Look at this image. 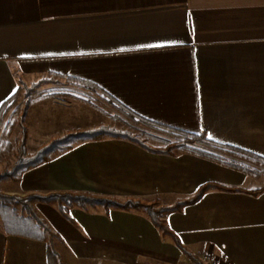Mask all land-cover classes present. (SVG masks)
I'll use <instances>...</instances> for the list:
<instances>
[{
	"label": "crops",
	"instance_id": "crops-1",
	"mask_svg": "<svg viewBox=\"0 0 264 264\" xmlns=\"http://www.w3.org/2000/svg\"><path fill=\"white\" fill-rule=\"evenodd\" d=\"M43 80L26 120L29 154L66 132L125 131L106 93L150 121L207 133L264 161V0H0V108L19 82ZM94 96L104 106L84 102ZM233 157L260 176L107 138L31 169L18 186L25 195L80 192L159 205L191 198L208 183L263 190L214 188L163 215L199 262L145 210L74 205L73 223L57 203H35L57 236L50 243L1 228L0 264H50L51 246L61 264H203L206 255L222 264H264V162Z\"/></svg>",
	"mask_w": 264,
	"mask_h": 264
},
{
	"label": "trees",
	"instance_id": "trees-1",
	"mask_svg": "<svg viewBox=\"0 0 264 264\" xmlns=\"http://www.w3.org/2000/svg\"><path fill=\"white\" fill-rule=\"evenodd\" d=\"M76 82L77 86L96 91L99 89L91 82L81 79H71ZM48 80H43L32 86H27L23 82L20 83V88L10 99H8L0 108V161L3 158V153L14 152L16 162L11 169H6L0 173V188L5 180L20 181L25 173L31 169L37 168L43 164L51 162L56 156L64 154L72 150L76 145L91 141H102L107 138L124 139L131 141L147 151L155 154H164L175 156L177 152L191 154L204 159H209L220 164L233 167L244 171L248 174L260 176V171L247 165L236 163L227 158L226 154L241 156L250 160H260L259 157L247 153L211 139L207 133L196 134L182 129L169 127L160 123L150 121L137 113L133 112L115 98L107 95L108 100L116 107V109L125 115L129 120L136 124H141L146 128L157 133H162L166 137H158L143 131L141 134H136L130 131H122L109 127H100L92 130H77L66 133L62 136L54 138L47 144H44L34 154L28 153V128L26 124L29 109L34 101L32 95L38 91ZM101 90V89H99ZM22 92L26 97V101L19 114L8 120L9 115L19 101ZM69 92L46 93L42 97H61ZM69 95V94H68ZM21 128V135L14 145L6 141L8 136H11L17 127ZM150 140L158 141L163 146H154ZM260 162H264L261 161ZM221 189L230 192H245L254 196L263 192L260 191H245L242 189L229 188L217 183H208L203 185L195 196L177 201L173 205H159V202H146L140 199L120 200L115 197H109L93 193L80 192H54V193H31L27 195L7 194L0 189V229L2 228L7 234L23 236L31 239L41 240L52 243V239L57 234L52 230L51 226L40 214L35 206V203L53 204L57 203L61 214L73 223L76 221L71 216L70 208L78 205L81 208L103 206L107 210L117 208L122 210H145L153 224L158 227L165 236L170 237L177 247L187 255L192 261L199 262L197 256L189 250L183 243L177 233H175L163 220V215L169 212L181 211L184 207L194 205L201 201L207 191L210 189ZM19 204L22 210H19L16 205ZM60 256L54 247L49 250L50 264H61Z\"/></svg>",
	"mask_w": 264,
	"mask_h": 264
},
{
	"label": "rangeland",
	"instance_id": "rangeland-1",
	"mask_svg": "<svg viewBox=\"0 0 264 264\" xmlns=\"http://www.w3.org/2000/svg\"><path fill=\"white\" fill-rule=\"evenodd\" d=\"M27 85V84H26ZM28 86V85H27ZM30 87V86H29ZM65 92V91H64ZM41 98V97H39ZM26 101V97L24 96V92H22L21 94V97L19 99V101L17 102L16 106L14 107V109L12 110L11 114L9 115L8 117V120L11 119L12 117L15 116V114H19L23 105H24V102ZM85 103H88V104H91L92 105V102L93 104H100L102 106H104V102L97 98V97H91L89 98L88 100H84ZM118 113L122 116V120L120 119L119 120V117H114V120L115 122L117 123L118 126L122 127L123 130L125 131H130V132H133V133H136V134H141L143 131H146L150 134H153V135H156L158 137H166L164 134L162 133H157L153 130H150L148 128H146L145 126L141 125V124H136L135 122H133L132 120H129L125 115H123L122 113H120L118 111ZM20 129L21 131V128L18 126L15 131L13 132V134L11 136H8L5 140L6 141H9L11 142L13 145H14V148L16 146V143L18 142L19 138H16L15 139V133L16 135H18V131ZM77 131V130H76ZM72 132V131H71ZM66 133H69V132H66ZM65 133V134H66ZM21 135V133H20ZM64 135V134H63ZM62 136V135H60ZM29 137V135H28ZM16 140V141H15ZM53 140V139H52ZM51 140V141H52ZM15 143V144H14ZM150 143L154 146H163L162 143L158 142V141H154V140H150ZM43 146V145H42ZM77 146V145H76ZM41 147V146H40ZM39 147V148H40ZM39 150V149H38ZM37 150V151H38ZM36 151V152H37ZM29 153V152H28ZM34 154V153H33ZM61 155V154H60ZM63 155V154H62ZM3 158L2 160L0 161V173L4 172V170L6 169H11V167L14 165V163L16 162V156H15V153L14 152H9V153H3ZM59 156V155H58ZM226 156L228 157H233L235 158L237 161H245L246 163H249L248 161H252V160H249V159H246V158H243L241 156H237V155H232V154H226ZM57 157V156H56ZM238 163V162H236ZM241 164V163H239ZM250 167V166H249ZM21 181H13V180H5L2 182L1 184V190L7 194H18V195H25L22 191H19V185H22L21 184ZM13 189H16L17 191L14 192ZM78 206V205H77ZM16 207L19 209V210H22V207L21 205L17 204ZM41 208V206H38Z\"/></svg>",
	"mask_w": 264,
	"mask_h": 264
},
{
	"label": "built area",
	"instance_id": "built-area-1",
	"mask_svg": "<svg viewBox=\"0 0 264 264\" xmlns=\"http://www.w3.org/2000/svg\"><path fill=\"white\" fill-rule=\"evenodd\" d=\"M203 264H222L215 256L206 255L202 257Z\"/></svg>",
	"mask_w": 264,
	"mask_h": 264
}]
</instances>
